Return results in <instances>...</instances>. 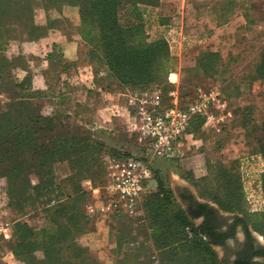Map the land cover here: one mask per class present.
<instances>
[{"label": "rangeland", "instance_id": "374dc122", "mask_svg": "<svg viewBox=\"0 0 264 264\" xmlns=\"http://www.w3.org/2000/svg\"><path fill=\"white\" fill-rule=\"evenodd\" d=\"M33 4L38 25L46 27L50 20L62 23L34 42L11 41L0 51V115L11 110L7 103L21 102L31 94L40 98L27 99V104L41 107V116L54 117L62 126L47 134L48 142H38L51 153L26 160L31 183L39 188L35 206L17 211L11 205L6 182L0 179V224H8L12 233L0 242V264H9V259L12 264H28L16 259L12 251L15 221L40 231L48 226L46 210L59 204L70 207L63 218L67 230L73 227L68 220L73 213L81 214L79 226L85 230L66 235V241L47 252L42 247L35 249L33 254L39 261L50 254L54 264H220L221 252L213 250L216 259L209 258L205 248L191 241L201 239L208 247L207 240L194 239L195 232L189 228L185 239L177 243L156 237L144 209L145 199L133 213L119 210L91 216L88 195L83 194L85 181L103 183L110 153L144 156L131 98L159 94L166 105L176 98L184 107L199 88L213 86L222 90L232 116L219 129L207 130L197 120L179 156L154 159L150 167L175 195L170 213L186 210L180 195L189 193L221 214L244 218L253 234L264 239L255 227L264 212V156L259 143L264 129V0H153V6L139 5L146 40L164 39L170 58L165 62L166 73L161 71L155 81L138 87L120 84L102 69V63L90 60L89 52L100 49L83 41L78 7L46 9L42 0ZM119 19L123 26L135 22L130 6L120 9ZM56 30L78 31L86 50L78 62L83 67L87 63L94 75L98 74L97 80L89 83L85 77L81 83L75 70H65L57 59L50 62L49 56L62 55L55 49L59 46L47 38ZM193 46H199V52L190 50ZM181 52L188 59L183 65L179 64ZM22 81L32 88L30 92L18 87ZM89 92L104 102L96 101L97 97L90 101ZM57 134L60 136L52 140ZM236 195L240 197L238 207L231 209ZM52 228L55 236L61 234L59 224Z\"/></svg>", "mask_w": 264, "mask_h": 264}, {"label": "trees", "instance_id": "16d2710c", "mask_svg": "<svg viewBox=\"0 0 264 264\" xmlns=\"http://www.w3.org/2000/svg\"><path fill=\"white\" fill-rule=\"evenodd\" d=\"M152 1L42 0V3L46 9L60 10L62 5L78 7L83 25L81 30L83 41L91 46L94 44L100 49V51L91 50L89 52L90 60L102 63L104 65L102 69L120 84L138 87L155 81L159 72L166 73L165 62L170 58L169 46L164 39L147 41L144 35L143 15L139 5L153 6ZM33 3L34 0H0V51H4L11 41L34 42L45 36L46 30L62 23L50 20L46 27L38 25L34 17ZM125 6H130L131 12L135 16V22L127 26H123L119 19V11ZM49 58L50 62L57 59L58 64L63 63L61 56L55 58L51 55ZM97 77L98 74L95 73L96 80ZM18 87L27 93L32 90L29 85L25 84V81H22ZM39 98V96L26 94L21 102L7 103L6 106L11 107V110L0 115V179L6 182L11 205L19 212L35 206V199L39 197V188L32 185L26 170V160L44 152L51 153V149L38 142L42 140L48 142L47 134L62 126L54 121V117L44 118L41 116V107L34 108L26 102L27 99L37 100ZM197 120L203 124L201 119ZM197 120L193 122L189 133L194 132V123ZM59 136L60 134L53 136L52 140ZM259 143L264 156V129ZM109 155L122 157L131 154L112 152ZM155 178L158 183L157 189L145 198L144 209L148 213L147 218H150L156 237H162L165 243H177L179 240L185 239L184 232L189 228L195 232L194 239L204 238L192 222L191 213L184 209H179L173 214L170 213L169 209L175 201V195L157 173H155ZM104 181L101 185L104 184ZM233 181L236 180H229L231 183ZM92 184L95 187L101 186L94 182ZM83 194L88 195L87 205L92 200L91 193L84 190ZM238 195L234 197L235 202L231 204V209L238 207L240 201ZM72 204L74 205L76 202ZM67 205L59 204L55 208L46 210L48 226L40 231H35L25 222L15 221L12 251L16 259L28 264H54L56 262L50 254L48 256L46 253L45 261H39L33 253L38 247L46 249L47 252L63 242L66 235L70 237L73 231L79 233L85 230V226L83 228L79 226V220L82 219L81 214L76 215V213L69 216L68 220L73 227L67 230L69 227L66 228L63 222V218L67 217L70 209ZM73 205H71L72 208ZM54 224H59V229L62 231L57 236L52 234L55 231L52 228ZM255 227L264 234V212L260 215ZM191 241L195 243V246L205 248L204 252L215 261L216 254L209 243L208 247H205L201 239L200 241ZM0 255H3L1 251Z\"/></svg>", "mask_w": 264, "mask_h": 264}, {"label": "built area", "instance_id": "2783aa9c", "mask_svg": "<svg viewBox=\"0 0 264 264\" xmlns=\"http://www.w3.org/2000/svg\"><path fill=\"white\" fill-rule=\"evenodd\" d=\"M129 102L135 105L134 119L144 156L106 157L104 184L95 187L90 180L84 184L92 196L87 204L91 216L119 210L135 212L158 186L150 167L152 160L177 158L195 120L201 119L207 130L219 129L232 116L228 100L214 86L199 88L195 98L184 107L176 98L166 105L159 94L133 97ZM11 234L8 224H0V240H8Z\"/></svg>", "mask_w": 264, "mask_h": 264}, {"label": "flooded vegetation", "instance_id": "af4514ba", "mask_svg": "<svg viewBox=\"0 0 264 264\" xmlns=\"http://www.w3.org/2000/svg\"><path fill=\"white\" fill-rule=\"evenodd\" d=\"M180 198L199 232L217 254L221 252L220 264H264V239L253 234L244 218L221 214L189 193Z\"/></svg>", "mask_w": 264, "mask_h": 264}, {"label": "crops", "instance_id": "0c3cea01", "mask_svg": "<svg viewBox=\"0 0 264 264\" xmlns=\"http://www.w3.org/2000/svg\"><path fill=\"white\" fill-rule=\"evenodd\" d=\"M202 18L206 17V15H201ZM200 18V16H199ZM243 24H240L241 26ZM182 34V33H179ZM52 43L57 44L59 47L55 48L56 50L61 51V59L63 60V63H59L60 65L63 64V68L65 70H75L77 72L76 79L79 80L81 83H83L84 78L89 81V83L93 81L95 78L94 72L87 63L84 64V67L78 62L80 58H82L84 55H86L85 47L81 44L80 37L78 31H62V30H56L55 32H52L47 37ZM190 50L199 52V46H193L190 48ZM48 51H52V49H48ZM188 61L187 58L183 56V52H181L179 64L183 65V62L185 63ZM67 65V66H66ZM85 71V72H84ZM75 82V81H74ZM175 82V80H173ZM89 85V84H88ZM90 86V85H89ZM92 88V87H91ZM102 94H108L111 96L109 92H103L98 91ZM99 95H96V93L89 92L87 93V97L90 101H94L93 97H97L96 101L100 102V100L103 101V98H99ZM104 102V101H103ZM8 257H6L4 260H7ZM10 258V257H9ZM9 264H12V259H9Z\"/></svg>", "mask_w": 264, "mask_h": 264}]
</instances>
